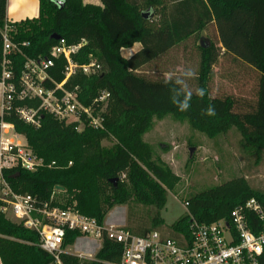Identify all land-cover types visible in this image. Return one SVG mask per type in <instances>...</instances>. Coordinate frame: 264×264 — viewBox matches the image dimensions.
<instances>
[{
    "label": "trees",
    "instance_id": "16d2710c",
    "mask_svg": "<svg viewBox=\"0 0 264 264\" xmlns=\"http://www.w3.org/2000/svg\"><path fill=\"white\" fill-rule=\"evenodd\" d=\"M61 1L60 5L53 0H39L38 17L25 19L16 26L14 40L28 41L24 53L37 57L49 54L56 42L49 38L52 33L68 43L85 39L74 60L84 64L94 58L98 68L88 76L77 72L65 86H78L79 99L85 105L93 101L99 90H107L111 116L105 129L86 125L78 130L76 122L65 123L47 112L41 114L39 127L24 123L14 113L5 114L4 121L11 122L31 151L42 159L34 171L20 167L2 170L13 192L29 193L39 202H47L53 191L67 192L76 201L71 207L100 223L110 207L134 199L156 214L125 227L134 229L136 235H144L155 230L158 213L167 201L164 184L172 178L166 165L150 159L151 147L141 139L151 130L153 115L171 114L176 121L186 120L208 136L236 127L242 136V150L260 157L264 151V0H100L102 5L82 0ZM44 2L51 7V16L44 13ZM149 8L153 15L144 18L142 12ZM45 16L50 19H44ZM5 20L6 0H0V27ZM28 21L38 25L25 30L21 26ZM44 21H50V26ZM210 24L215 26L221 54L255 71L253 101L238 103L229 95L210 94L212 66L220 53L213 43L202 47L200 40L197 42L200 31ZM189 39H193L199 52L194 91L181 86L175 75L162 74L166 70L153 76L143 70L152 63L161 64L169 50ZM135 43L141 45L138 50L129 57L121 56L122 48H131ZM1 47L0 36V58ZM13 59L21 65L24 57L16 53ZM64 63L61 58L55 59L49 69L57 82L64 77ZM210 108L214 115L208 114ZM111 136L114 142L102 147L101 141ZM140 156L144 164L138 161ZM113 177L117 178L116 186L109 182ZM250 198L257 199L264 209V192L249 188L242 179L211 187L188 198L191 217H181L167 227L171 230L168 232L173 236L179 232L187 234L191 218L200 223L229 218L232 209ZM248 216L252 229L257 231L254 226L258 217L252 212ZM80 235L67 230L63 247ZM120 254V243L105 238L92 264L117 261ZM62 259L65 264H78L77 255L71 253H63ZM0 260L2 264H52L50 254L39 246L38 234L8 220L1 211ZM260 263L264 264V249Z\"/></svg>",
    "mask_w": 264,
    "mask_h": 264
},
{
    "label": "built area",
    "instance_id": "2783aa9c",
    "mask_svg": "<svg viewBox=\"0 0 264 264\" xmlns=\"http://www.w3.org/2000/svg\"><path fill=\"white\" fill-rule=\"evenodd\" d=\"M15 33L14 23L5 20L0 27V211L11 212L15 222L38 234L39 246L50 254L52 264H65L62 254L67 252L63 247L67 230L78 231L81 237L99 241V249L105 238L120 243L119 259L113 262L104 260L102 264H261L264 209L255 198L232 209L229 218L210 223L191 218L187 234L179 232L178 236H173L156 229L136 235L125 227L100 223L95 217L82 214L73 207L53 205L52 199L39 202L29 193L13 192L2 176V170L20 167L34 171L42 161L21 143L19 138L24 136L16 132L11 122L4 121L5 114L14 113L33 127L40 126L41 114L47 112L65 123L83 121L95 129H102L103 125L94 112L110 99L107 90H99L93 101L85 105L79 99L78 86H65L77 72L88 76L98 68L92 58L84 64L74 60L86 43L85 39L68 43L60 37L48 55L30 57L23 50L29 42L15 41ZM16 53L24 57L21 65L13 59ZM58 58L65 61L64 77L59 82L49 73ZM22 102L24 104H18ZM249 212L258 217L254 226L257 231L249 223ZM95 254L77 257L89 258L92 264Z\"/></svg>",
    "mask_w": 264,
    "mask_h": 264
},
{
    "label": "rangeland",
    "instance_id": "374dc122",
    "mask_svg": "<svg viewBox=\"0 0 264 264\" xmlns=\"http://www.w3.org/2000/svg\"><path fill=\"white\" fill-rule=\"evenodd\" d=\"M43 10L44 13L51 16V7L46 2L43 3ZM25 18H32V16L26 15ZM44 19L50 18L45 16ZM34 24L38 25V22L32 24L28 21L21 27L30 30ZM45 24L50 26V21ZM20 25L21 22L15 25V31H18L17 27ZM199 35L209 45L213 43L220 53L216 63L212 66L213 74L208 84L210 94L218 97L229 95L238 103L253 101L256 95L257 75L255 71L241 62L233 61L231 57L221 54L217 32L213 24L200 31ZM200 38L197 40L198 43ZM193 43V39H189L177 45L163 56L161 64L152 63L149 67H144L143 70L151 76L159 75L156 74L159 73V70H166L168 72L162 74L175 75L181 81V86L186 90L194 91L199 52ZM140 46L138 44V48L135 47L132 50L121 49L120 54L123 57L130 56ZM190 72L193 74H189ZM109 110L110 101L103 103L94 112L103 125L102 129H105V122L111 116ZM86 125L81 121L77 123V128L81 130ZM141 139L151 147L150 159L153 161L158 159L172 173L170 183L164 184L167 201L158 213V223L154 227L156 230L169 233L168 231L171 230L167 227L172 223L185 215L191 217L187 203L190 196L227 181L242 179L249 188L264 192V151L259 158L246 154L241 148L242 136L236 127H231L226 132H220L214 136H208L194 128L186 120L176 121L171 114L153 115L151 130L144 133ZM19 140L30 149L26 139L19 138ZM114 140L113 136L104 139L101 141V146L109 147ZM191 147H194L192 153L189 151ZM137 158L141 164H144L141 156ZM50 199H52V204L57 206L71 207L76 204V201L72 200V196L67 192L53 191ZM150 209V207L130 199L127 203L110 207L104 214L103 223L127 227L134 224L137 219L155 216L154 210ZM3 214L8 220L15 221L11 212L5 211ZM130 230L137 234L134 229ZM99 247V241L79 236L72 244L64 246V249L74 255L87 256L94 255ZM78 259L79 264H90L91 261L86 257Z\"/></svg>",
    "mask_w": 264,
    "mask_h": 264
},
{
    "label": "crops",
    "instance_id": "0c3cea01",
    "mask_svg": "<svg viewBox=\"0 0 264 264\" xmlns=\"http://www.w3.org/2000/svg\"><path fill=\"white\" fill-rule=\"evenodd\" d=\"M82 2L95 4V5H102L100 0H82ZM26 15H31L32 18H25V19H33L38 17L39 0H6V21H9L10 23H14V24L18 22H22L25 20L24 17H26ZM138 44L140 43H135L131 48H122V50L123 49L132 50L135 47L138 48ZM0 264H2L1 260H0Z\"/></svg>",
    "mask_w": 264,
    "mask_h": 264
},
{
    "label": "water",
    "instance_id": "95a60500",
    "mask_svg": "<svg viewBox=\"0 0 264 264\" xmlns=\"http://www.w3.org/2000/svg\"><path fill=\"white\" fill-rule=\"evenodd\" d=\"M58 2L60 3V5L62 4V1L59 0ZM152 15H153V11L150 8L142 12V16L144 18L151 17ZM49 38L53 39V40H58L60 38V35L57 34V33H52ZM200 45L202 47H207V46H209V43L208 42H204V39L201 38L200 39ZM189 151H190V153H192L194 151V147H191L189 149ZM109 182L113 183V185L116 186L117 185V178L116 177L110 178ZM57 188H60V187H57Z\"/></svg>",
    "mask_w": 264,
    "mask_h": 264
},
{
    "label": "clouds",
    "instance_id": "9594fccd",
    "mask_svg": "<svg viewBox=\"0 0 264 264\" xmlns=\"http://www.w3.org/2000/svg\"><path fill=\"white\" fill-rule=\"evenodd\" d=\"M189 74H193V73L190 72ZM200 94L203 95V92H201ZM185 107H187V105H185ZM208 114H209V115H214V114H215L214 109H211V108H210V109L208 110Z\"/></svg>",
    "mask_w": 264,
    "mask_h": 264
},
{
    "label": "flooded vegetation",
    "instance_id": "af4514ba",
    "mask_svg": "<svg viewBox=\"0 0 264 264\" xmlns=\"http://www.w3.org/2000/svg\"><path fill=\"white\" fill-rule=\"evenodd\" d=\"M58 1H59V0H53V2H54L55 4H60ZM60 1H61V0H60Z\"/></svg>",
    "mask_w": 264,
    "mask_h": 264
}]
</instances>
